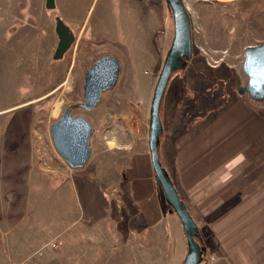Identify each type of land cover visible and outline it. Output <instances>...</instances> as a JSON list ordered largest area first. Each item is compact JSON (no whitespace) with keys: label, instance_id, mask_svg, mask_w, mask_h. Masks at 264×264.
<instances>
[{"label":"rangeland","instance_id":"rangeland-1","mask_svg":"<svg viewBox=\"0 0 264 264\" xmlns=\"http://www.w3.org/2000/svg\"><path fill=\"white\" fill-rule=\"evenodd\" d=\"M184 2L192 21L193 57L172 74L161 104L160 158L172 173L173 149L184 125L190 135L216 113H232L236 104L252 112L258 101L238 88L249 80L243 70L246 48L264 41V0ZM53 3L0 0V264H96L107 249L122 244L124 235L96 224L102 209L86 196L112 197L115 184H130L129 163L141 153L150 157L151 103L171 46L165 47L167 18L170 36L174 33L167 1L146 19V10L127 0V35L121 42L108 30L114 20L107 19L119 0ZM58 18L74 34L61 59L55 57ZM107 55L119 58L120 78L94 109H73V116L90 122L93 135L89 161L71 168L57 151L52 126L67 107L84 102L85 72ZM259 103L264 116V100ZM235 160L228 163L231 175L242 165L240 179L264 178L262 152L250 148ZM158 192L164 198L160 185ZM107 204L102 203L106 215L113 213L116 230L123 229L126 219Z\"/></svg>","mask_w":264,"mask_h":264},{"label":"crops","instance_id":"crops-1","mask_svg":"<svg viewBox=\"0 0 264 264\" xmlns=\"http://www.w3.org/2000/svg\"><path fill=\"white\" fill-rule=\"evenodd\" d=\"M131 2L146 10L148 19L158 6L163 8L165 0ZM105 18L104 13L100 22ZM107 19L114 20L113 28L108 30H112V36L117 38L114 39L121 42L119 38L127 35V0H119V7L111 5ZM167 22L165 47L172 45L174 38V33L170 36L168 18ZM166 92L167 89L165 95ZM261 104L256 102L248 114L236 104L230 109L232 113H216L190 135L188 124L184 125L183 135L177 140L176 150L173 149L174 173L163 165L199 229L205 247L200 264H264V178L240 179L237 170L242 165H236L232 175L228 172L229 161L236 159L237 162V156L250 148L264 155ZM163 133L164 127L161 137ZM159 150L161 157L162 140ZM133 161L127 166L130 184H115L112 197L105 193L86 196V201L96 202L99 210L102 209L96 224L110 227L104 231L111 235H124L122 244L107 249L96 264H183L189 253L187 235L165 196L163 198L158 192L151 155L141 153ZM220 169L224 172L218 177L216 172ZM104 200L107 207H112L113 212L118 210L126 219L123 229L116 230L118 222L113 213L106 215L107 210L102 206ZM115 238L114 242H119L120 236Z\"/></svg>","mask_w":264,"mask_h":264},{"label":"water","instance_id":"water-1","mask_svg":"<svg viewBox=\"0 0 264 264\" xmlns=\"http://www.w3.org/2000/svg\"><path fill=\"white\" fill-rule=\"evenodd\" d=\"M166 1L173 13L174 38L154 89L150 109L149 149L157 181L171 211L177 214L187 235L189 253L183 264H200L205 247H201L197 241V238H200L199 229L160 158L159 147L163 132L162 100L172 74L176 70L186 68L193 57L192 21L188 8L184 0ZM48 4L54 5L53 0H48ZM56 32L59 43L55 57L61 59L71 48L74 34L60 18L57 19ZM243 70L249 80L247 85L238 88V92H247L255 101H263L264 41L246 48ZM121 71L122 64L116 56L107 55L96 60L85 72L84 102L67 107L61 118L53 124L52 136L57 151L71 168H83L87 164L92 154L90 139L93 135L90 122L84 117L73 116V109H94L101 101L102 94L118 84Z\"/></svg>","mask_w":264,"mask_h":264},{"label":"trees","instance_id":"trees-1","mask_svg":"<svg viewBox=\"0 0 264 264\" xmlns=\"http://www.w3.org/2000/svg\"><path fill=\"white\" fill-rule=\"evenodd\" d=\"M198 243L201 245V247H204L203 243L201 242L200 238H197Z\"/></svg>","mask_w":264,"mask_h":264},{"label":"built area","instance_id":"built-area-1","mask_svg":"<svg viewBox=\"0 0 264 264\" xmlns=\"http://www.w3.org/2000/svg\"><path fill=\"white\" fill-rule=\"evenodd\" d=\"M52 246H55V244L53 243V244H51ZM74 264H82V263H80V262H75Z\"/></svg>","mask_w":264,"mask_h":264},{"label":"bare ground","instance_id":"bare-ground-1","mask_svg":"<svg viewBox=\"0 0 264 264\" xmlns=\"http://www.w3.org/2000/svg\"><path fill=\"white\" fill-rule=\"evenodd\" d=\"M56 109H57V107H56Z\"/></svg>","mask_w":264,"mask_h":264}]
</instances>
